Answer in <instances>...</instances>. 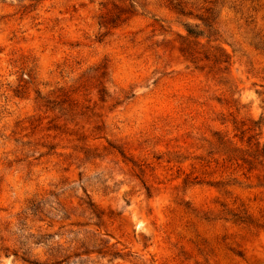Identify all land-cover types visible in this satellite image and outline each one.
Listing matches in <instances>:
<instances>
[{"label": "rangeland", "instance_id": "obj_1", "mask_svg": "<svg viewBox=\"0 0 264 264\" xmlns=\"http://www.w3.org/2000/svg\"><path fill=\"white\" fill-rule=\"evenodd\" d=\"M0 264H264V0H0Z\"/></svg>", "mask_w": 264, "mask_h": 264}]
</instances>
